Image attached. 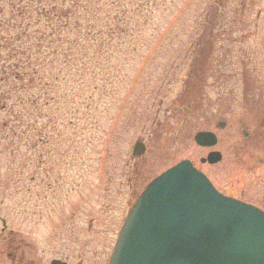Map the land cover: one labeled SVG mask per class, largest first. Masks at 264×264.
Masks as SVG:
<instances>
[{
    "label": "rangeland",
    "instance_id": "1",
    "mask_svg": "<svg viewBox=\"0 0 264 264\" xmlns=\"http://www.w3.org/2000/svg\"><path fill=\"white\" fill-rule=\"evenodd\" d=\"M19 1L0 0V264H108L147 184L207 154L194 143L199 130L215 131L224 154L202 170L264 210V140L246 145L241 131L263 121L264 107L249 106L259 92L227 93L230 108L207 110L209 124L181 105L193 41L222 26L235 28L226 38L245 34L264 102V0H34L24 21ZM137 140L147 146L140 158L131 155ZM9 238L27 245L10 249Z\"/></svg>",
    "mask_w": 264,
    "mask_h": 264
},
{
    "label": "water",
    "instance_id": "2",
    "mask_svg": "<svg viewBox=\"0 0 264 264\" xmlns=\"http://www.w3.org/2000/svg\"><path fill=\"white\" fill-rule=\"evenodd\" d=\"M218 119L217 127L226 122ZM201 146L216 135L195 136ZM145 153L136 141L133 157ZM219 152L208 160L215 163ZM50 264H67L54 259ZM108 264H264V211L219 193L189 160L156 177L131 208Z\"/></svg>",
    "mask_w": 264,
    "mask_h": 264
},
{
    "label": "flooded vegetation",
    "instance_id": "3",
    "mask_svg": "<svg viewBox=\"0 0 264 264\" xmlns=\"http://www.w3.org/2000/svg\"><path fill=\"white\" fill-rule=\"evenodd\" d=\"M234 29L235 28H228L226 26L219 28L212 27L209 39L203 37V35L200 36V34H197V38L192 43L193 53L191 66L194 79L190 83L191 96L189 97L188 102L181 105H187V107L189 105L193 106L196 118L200 117L201 119H204L203 121H208V124L213 121L211 116L206 115L207 110L212 108H222L223 110H227L230 108L229 100L225 96L227 93H235L236 89H242L244 93L248 94H253L255 91L259 92L260 99H252L249 106L252 108L264 107V102H262V68H259V62L253 57V53L251 51L248 52L246 49L245 34H241V37L234 36L232 39L225 37L236 34ZM213 90H216L218 95L216 101H213V98L210 96V93H212ZM218 118H223L226 121V125L228 124L229 119L227 118L226 112L215 118L214 126L218 123ZM262 120L263 121H251L250 126L243 125L241 128L243 142L246 145L263 142L264 117H262ZM216 140L217 142L214 147H201L194 140V143L198 147L208 149L207 154L200 157L199 161L190 159L194 167L198 170L204 172L201 165L216 166L224 160L223 152L215 149L219 143V137H216ZM213 151H219L220 153V159L216 163H210L206 160L208 154ZM204 173L218 191L223 193L215 184L212 176L207 172ZM24 244L27 245L23 239L18 240L16 238H9L6 242L7 247L10 249L15 247L16 249H20L21 245ZM9 256H11V254H9ZM16 258V256H12V264H16Z\"/></svg>",
    "mask_w": 264,
    "mask_h": 264
},
{
    "label": "trees",
    "instance_id": "4",
    "mask_svg": "<svg viewBox=\"0 0 264 264\" xmlns=\"http://www.w3.org/2000/svg\"><path fill=\"white\" fill-rule=\"evenodd\" d=\"M33 1L34 0H31L30 2L29 1H19L21 4H17L18 5V10H20L19 11V14L20 15H22V17H23V19H22V21H24L25 20V18L27 17L26 15H27V13H28V11H26L25 10V8H27V7H30V5H34V3H33ZM21 7H23L22 9H20ZM8 22H11L10 20H8ZM23 24V23H22ZM28 25V24H27ZM63 26V25H62ZM56 27V26H55ZM55 27H53L54 28V30H56L55 29ZM58 30H62L61 29V26H58V27H56ZM83 31V29L81 28L78 32H82ZM97 34H98V31H97V29H89L88 30V32H87V36H89V35H91V37H92V39L94 38V37H96L97 36ZM83 36H85L84 34L82 35V39L84 38ZM77 39L78 40H80V37L78 36V37H75V38H73V39H69V41L71 40V41H73V42H69V44H70V46H72L73 44L72 43H75L76 41H77ZM17 75L16 74H12V75H9V77H7L6 79H8V80H10V78L12 79V80H14V81H17L18 79H20V78H18V76L16 77ZM21 100V99H20ZM3 138V137H2ZM5 138H9V137H5Z\"/></svg>",
    "mask_w": 264,
    "mask_h": 264
}]
</instances>
